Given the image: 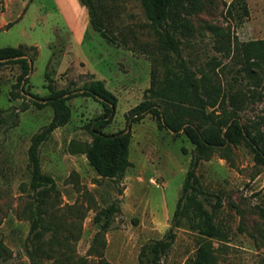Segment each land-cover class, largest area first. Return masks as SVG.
I'll return each mask as SVG.
<instances>
[{
  "label": "rangeland",
  "instance_id": "374dc122",
  "mask_svg": "<svg viewBox=\"0 0 264 264\" xmlns=\"http://www.w3.org/2000/svg\"><path fill=\"white\" fill-rule=\"evenodd\" d=\"M93 1L114 42L92 28L88 10L79 0H0V23H6L0 27V47L26 45L35 47L29 53L36 51L28 81L20 84L21 95L16 98L13 93L18 91L21 68L15 63L0 65V240L8 249L2 264H30L27 247L32 221L38 207L43 208L29 185L27 150L32 135L53 115L51 105L38 108L29 102L30 93L49 95L46 71L57 89L102 80L117 104L111 121L101 130L114 133L129 125L131 134V165L123 177L99 176L88 163L85 148L92 140L88 124L105 108L93 97L80 95L67 100L69 121L39 147L41 169L55 181L49 210L66 226L81 227L79 238L71 242L74 255L93 264L87 251L99 229L94 218L112 203L118 210L105 233L104 248L110 264H139L141 247L171 229L194 145L182 130L161 127L153 114L143 113L136 121L129 116V110L144 99L151 70L156 67L163 73L161 57L152 53L157 34L140 0ZM203 1L204 9L192 16L196 32L184 40L183 56L192 67L208 70L215 80L231 81L236 67L214 50L212 37L202 25L229 27L241 41L264 38V0H246L249 15L241 20L236 12L225 14L224 3L231 0ZM76 24H85L79 39ZM216 61L226 62L223 69H216L218 78L212 72ZM232 82L234 89L246 95L240 123L251 128L264 116V86L253 88L239 78ZM24 104L26 110H22ZM195 175L205 208L211 210L216 201L220 203L214 215L222 236H201L184 220L182 227L172 230L174 242L159 264H188L201 244L209 249L210 264H264V164L255 151L241 140L230 145L229 156L214 152L201 160ZM50 235L47 232L44 239Z\"/></svg>",
  "mask_w": 264,
  "mask_h": 264
},
{
  "label": "trees",
  "instance_id": "16d2710c",
  "mask_svg": "<svg viewBox=\"0 0 264 264\" xmlns=\"http://www.w3.org/2000/svg\"><path fill=\"white\" fill-rule=\"evenodd\" d=\"M88 10L90 24L98 34L108 42H114L109 36L104 22L97 13L93 0H79ZM146 17L157 34V42L152 53L161 57L163 73L158 69L151 70L149 87L144 91V99L129 110V116L136 121L143 113L157 117L159 125L170 131L180 130L194 145L190 169L186 173L181 195L177 199L173 212L171 229L160 239L144 244L139 252V264H159L160 260L175 239L174 228L184 224L207 238H218L222 232L215 221L216 203L208 210L198 196L202 193L197 182L195 168L201 160H208L212 153L220 152L224 157L230 155V145H238L244 140L256 153V159L264 164V116L251 128L240 123V110L245 105V93L234 89L233 82L238 78L250 82L253 88L264 86V38L238 40L229 27L205 23L202 28L212 37L213 48L227 62L231 61L235 68L233 79L219 80L216 69L224 68L226 62L216 61L212 72L192 67L183 56L182 44L188 37L194 36L192 16L204 9L203 0H140ZM226 15L236 12L239 20L249 15L246 0H231L224 3ZM12 23H7L11 25ZM34 46L19 45L17 47H0V65L18 64L21 72L17 77L18 91L13 97L21 95L19 86L28 81L31 63L36 55L28 49ZM49 62L48 64L50 63ZM155 65L157 60L152 58ZM221 69V70H222ZM47 97L30 93L29 102L41 108L51 105V120L31 137L27 150L30 188L37 195L43 208L38 207L37 216L32 221L31 237L27 253L30 264H90L87 258L76 257L71 246L72 240L80 236L81 227L74 223L66 226L54 218L52 210V192L55 181L52 176L42 171L39 159V147L56 128L65 125L71 116L67 100L75 96H91L105 108V113L88 124L92 134L91 142L85 148V155L90 166L101 177L122 178L131 165L129 160L130 131L125 129L105 133L101 128L109 123L117 104L116 96L106 88L100 79H93L81 88L57 89L49 72H45ZM264 88V87H263ZM253 90V89H252ZM262 93L258 94L261 98ZM24 104L22 110H26ZM263 126V128H262ZM117 206L112 203L95 215L99 229L94 234L87 255L94 259L93 264H110L104 258L106 246L105 233L113 221ZM79 213V210H76ZM51 232L47 240L45 234ZM7 247L0 240V264L6 259ZM188 264H210V252L205 244H201Z\"/></svg>",
  "mask_w": 264,
  "mask_h": 264
},
{
  "label": "crops",
  "instance_id": "0c3cea01",
  "mask_svg": "<svg viewBox=\"0 0 264 264\" xmlns=\"http://www.w3.org/2000/svg\"><path fill=\"white\" fill-rule=\"evenodd\" d=\"M4 24H6L4 21L3 22H1L0 23V27H3L4 26ZM85 28V24H80V27H79V25L78 24H76V26H75V29H76V31H78L77 32V37H78V39L80 38V33L82 32V30ZM75 31V30H74Z\"/></svg>",
  "mask_w": 264,
  "mask_h": 264
},
{
  "label": "water",
  "instance_id": "95a60500",
  "mask_svg": "<svg viewBox=\"0 0 264 264\" xmlns=\"http://www.w3.org/2000/svg\"><path fill=\"white\" fill-rule=\"evenodd\" d=\"M30 97H31V96H30ZM128 131H129V125H128L127 129L125 130V133L128 132Z\"/></svg>",
  "mask_w": 264,
  "mask_h": 264
}]
</instances>
